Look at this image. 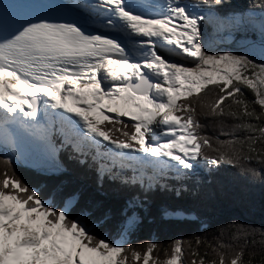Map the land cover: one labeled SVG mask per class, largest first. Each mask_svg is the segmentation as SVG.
I'll return each mask as SVG.
<instances>
[{
    "label": "snow or ice",
    "instance_id": "1",
    "mask_svg": "<svg viewBox=\"0 0 264 264\" xmlns=\"http://www.w3.org/2000/svg\"><path fill=\"white\" fill-rule=\"evenodd\" d=\"M71 7L79 9V19L37 13L10 31L0 29V122L35 121L27 126L37 147L55 155L52 122L37 120L43 108L59 117L61 146L91 158L101 176L145 191L164 187L160 180L168 171L186 176L200 160L264 177L251 167H264V62L210 52L205 16L180 0H166L155 13L132 0ZM202 116L219 118L225 138L203 132ZM74 200L57 207L14 172H0V264H264V236L259 253L248 252V259L247 243L255 241L243 247L208 242L201 253L203 238L187 248L177 239L163 257L154 242L115 244L71 214ZM134 222L128 218L129 227Z\"/></svg>",
    "mask_w": 264,
    "mask_h": 264
},
{
    "label": "trees",
    "instance_id": "2",
    "mask_svg": "<svg viewBox=\"0 0 264 264\" xmlns=\"http://www.w3.org/2000/svg\"><path fill=\"white\" fill-rule=\"evenodd\" d=\"M180 2L210 9L221 18L248 12L264 13V0H222L219 6L206 4L204 0ZM206 45L211 49L219 46L213 40ZM218 120L202 116L201 123L205 125L202 131L224 139ZM231 123L228 120L224 131L229 130ZM8 160L10 165L5 164ZM83 160L71 147L64 149L57 160L62 169L50 172L0 154V172H14L57 207L66 198H75L71 214L81 216L93 233L113 243L122 239V244L144 247L154 242L160 246L155 252L163 257V249L175 240L181 239L187 248L188 241L201 237L205 241L199 246L201 253L208 242L218 240L237 247L245 246L246 241H255L247 243L245 259L248 252L259 253V242L264 236V177L253 176L240 167L224 163L209 165L200 160L203 171L194 168L186 176L177 178L170 173L161 179L164 187L145 191L139 185L101 176L91 158ZM251 167L264 172L259 164L253 163ZM134 211L138 221L125 230ZM256 258L260 259L259 254ZM187 259L190 261L193 257Z\"/></svg>",
    "mask_w": 264,
    "mask_h": 264
},
{
    "label": "rangeland",
    "instance_id": "3",
    "mask_svg": "<svg viewBox=\"0 0 264 264\" xmlns=\"http://www.w3.org/2000/svg\"><path fill=\"white\" fill-rule=\"evenodd\" d=\"M132 1L136 4L151 5L152 7L150 8L142 9L145 11H149L150 13H155L157 11L163 10L162 5L166 3V1L155 2L154 0ZM187 5H189L193 11L205 16V20L202 21V29L204 33L203 39L205 41V44H208V41L213 40L219 45L214 49H209L208 47V50L210 52L216 53L223 51H232L241 54H248L257 62H264V57L262 55H260L259 53H254L253 51L246 50L244 46L245 42L249 40H264V13L262 14L248 12L246 14H231L227 17V20H224L222 22L221 17L214 11H210V9H203L193 4ZM242 46L244 48H242ZM58 113L60 112L58 111ZM64 115L68 114L65 113ZM57 118L58 117L55 118V121H58ZM11 121L15 122L14 120ZM50 121L52 122L51 116L46 115V121H43L44 123L40 125L47 126ZM28 124L30 123L26 121L25 126L20 123V125L22 126L21 128L26 133H31L30 135L34 136L32 129L27 126ZM13 129L14 128H8L6 130V134L11 137L12 141L10 138L4 140V136L0 137V148L3 151L15 152L18 155V158L27 165H31L47 171L59 172L61 170V167L59 168L57 162L58 151L55 153V155L43 151L37 147L38 142L36 140H33L32 143L29 142L30 140H32L31 138L29 141L25 140L23 141V143H21L18 139L17 133L13 132ZM53 134L56 135L55 129H53Z\"/></svg>",
    "mask_w": 264,
    "mask_h": 264
},
{
    "label": "bare ground",
    "instance_id": "4",
    "mask_svg": "<svg viewBox=\"0 0 264 264\" xmlns=\"http://www.w3.org/2000/svg\"><path fill=\"white\" fill-rule=\"evenodd\" d=\"M64 1L71 6L74 4H77V3H84L85 2V0H64ZM89 2H95V0H89ZM134 4H136V3H134ZM244 46H245L246 50L253 51L254 53H259L260 55H262L264 57V40H254V39L249 40V41L245 42ZM59 110L60 109H57V111H59ZM48 111H49V109H48ZM60 112H62V110H60ZM49 113H50V111H49ZM21 119H23L26 122H29V118H27V117H24V118L21 117ZM37 120L39 123L46 121V115H45V111L43 108L41 109L40 115L38 116ZM33 122L35 123V121H33ZM24 126H25V124H24ZM21 127L22 126L20 125V122L18 121V128L22 129Z\"/></svg>",
    "mask_w": 264,
    "mask_h": 264
},
{
    "label": "water",
    "instance_id": "5",
    "mask_svg": "<svg viewBox=\"0 0 264 264\" xmlns=\"http://www.w3.org/2000/svg\"><path fill=\"white\" fill-rule=\"evenodd\" d=\"M242 48H244V47L242 46Z\"/></svg>",
    "mask_w": 264,
    "mask_h": 264
}]
</instances>
